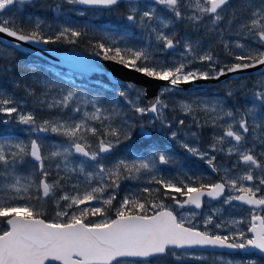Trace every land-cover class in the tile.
Wrapping results in <instances>:
<instances>
[{"label":"snow or ice","instance_id":"snow-or-ice-1","mask_svg":"<svg viewBox=\"0 0 264 264\" xmlns=\"http://www.w3.org/2000/svg\"><path fill=\"white\" fill-rule=\"evenodd\" d=\"M122 4L118 15L126 23L118 29L81 28L67 15L76 6L112 11ZM26 6L37 5L34 0H0V34L12 38H0V62H7L8 70L18 66L15 53L23 44H77L87 38L93 57L166 84L149 98L146 84L119 80L112 88L116 97L108 99L78 86L61 88L42 78V69L34 65L27 74L33 83H25L33 110L0 88V114L9 118L0 123L15 119L30 126L29 132L64 138L47 144L43 137L27 143L0 138V264H45L50 258L63 264H151L153 259L166 264L169 256L203 259L190 251L196 248L252 249L256 258L239 264H264V72L254 85L252 107L240 113L220 99L195 94L171 106L192 117L191 124L168 115L169 100L184 91L182 85L264 66V0H58L39 5L63 17L56 24L24 14ZM220 50L231 63L222 62ZM87 67L100 70L98 60L90 59ZM232 95L227 91L226 96ZM41 107L59 114L38 121L35 110ZM209 126L213 135L202 148L201 130ZM161 137L222 175L212 183L188 175ZM136 138L147 154L136 148L131 159L114 155ZM217 154L224 159L218 162ZM28 158L31 171L21 175ZM144 176L149 186L118 200L123 182ZM57 192L63 193L55 200L61 210L49 222L33 201ZM205 195L229 207L234 201L251 206L249 215L223 217V206L203 216L184 212L186 205L201 209ZM199 217L202 222L194 224ZM177 249L183 251L178 255Z\"/></svg>","mask_w":264,"mask_h":264},{"label":"rangeland","instance_id":"rangeland-1","mask_svg":"<svg viewBox=\"0 0 264 264\" xmlns=\"http://www.w3.org/2000/svg\"><path fill=\"white\" fill-rule=\"evenodd\" d=\"M27 6L25 7V11L27 10ZM77 11H70L67 12V15L71 18V20L74 18V16L77 17H81L79 18V22L81 23V26L85 27V26H89V29H92V27L90 26V21L92 20H99L102 19L104 21V23L108 24V23H112L113 24V20L118 19L117 18V10L115 11V9H113L112 11H108L105 9H91L90 11L88 10H84L82 9L81 6H76ZM79 10H83L85 12V14L83 16H80L78 14ZM31 11V10H30ZM52 12H54L52 10ZM25 13V12H24ZM56 13V12H54ZM58 14V13H57ZM41 18V17H40ZM51 21V22H50ZM53 21V22H52ZM48 23H53L56 24L54 22H59V23H63V17L62 19H60V17H58L57 19L53 20H47ZM73 22V21H72ZM112 29L114 28V26H110ZM96 29V28H95ZM231 39H235L234 37H232ZM68 43H56V44H50L52 47L56 48V49H78L76 47H72L71 45H67ZM3 44H0V47H3ZM219 50V49H218ZM221 51V60L223 63H231V58L227 57L223 54L222 50ZM18 53V52H16ZM15 53V54H16ZM20 62V61H18ZM23 67L27 68L29 71H27L26 73H24L23 75H21V77L18 78L16 86H12V90H15L16 92L19 91L20 94H14L11 91H8V93L10 95L13 96L14 99L18 100V101H22V107L25 110H33L34 108H36V106L33 103V99L32 97L28 96L26 91H25V83L31 84L33 83L34 78L29 79L28 77V73L31 71L32 67L35 65L38 69H42L41 71V77L44 79H47L53 83H55L57 86L61 87V88H71L73 86H78V90H83L86 91L88 93H97L96 91L99 89L96 88H91L92 90L89 89L88 84H96L97 86L101 87V92L104 93L105 91H111L112 93H115L112 91V86H110L107 82L104 81H100V80H88V78H83L80 75L77 74H73L71 72H69L68 70H64L61 68H58L56 66L50 65V64H46L45 66L43 65H38V64H26V61L23 62V60H21ZM21 64V63H20ZM197 67H205L202 65H196ZM261 74L260 75H255V77H241L237 80H227L224 81L222 83H218V84H212V85H216L215 87H208V86H204V87H189L187 89H184L183 92L179 93V94H173L172 99L169 100V104H170V110L168 112L169 117H174V116H178L179 118L185 119L186 122L188 124H191L192 121L188 122L187 119L190 118V116H185L183 113H178V112H174L171 111V106L172 104H174L175 102L181 101L185 98H193V96L195 94H199L201 95L202 98H206V99H220L224 102V104L226 105L227 108L233 109L235 110L237 113H240L241 111H243L244 108L246 107H252V101L254 100L253 97V93L256 90L254 88V85L257 83V81L261 80ZM19 84V86H17ZM210 85V86H212ZM229 85H231V89H229ZM241 85H244V87H241ZM162 87V86H161ZM160 87V88H161ZM231 90L233 92V95L231 97L226 96L227 91ZM99 95H101V93H98ZM46 108H38L35 110V115L37 116L38 121L42 120V119H49V118H45L44 114L42 112V110H45ZM203 118V114H201V119ZM5 119H9L8 117L3 116L2 114H0V121L5 120ZM227 119V118H226ZM30 126L27 125H21L18 124L15 119H12L11 122L9 124H3L0 123V138H5V139H11L13 141V143L18 142V141H23L25 143H27L28 141H30L31 139H37L38 137H43L45 140V143H60L64 138L57 136L56 134H53L51 132L48 133H36V132H29ZM209 130L206 131L205 133V138L201 136V143H200V147L202 148H206L207 144L209 143L212 135H213V129L209 126ZM196 129L193 128V131H195ZM162 138V137H161ZM166 141V140H165ZM164 140H162V142L165 143ZM127 148H124L123 150L125 151ZM48 149L45 148L44 151L46 152ZM135 151V150H134ZM133 151V152H134ZM118 150L115 152V156L116 157H127L129 159L133 158L132 155H128L130 153L127 152H122L117 154ZM123 153H126V155H124ZM132 153V152H131ZM145 154H147V151L145 152ZM190 156L189 159V163L188 165L193 164V166H188L186 167L185 165H181L179 164V166H182L183 170L185 172L188 173V175H192V176H196V177H203V182L205 183H212L215 182L219 179V175H222V173H220L217 176H214L213 173L211 172L210 168L207 166V164L204 161H201L199 159V157H195L192 156L190 153H188ZM218 156V162H220L222 159H224L223 157H221V154H217ZM74 163H78L79 162V157L78 154H74L72 157ZM233 159H235L233 157ZM31 161V158H30ZM204 166V168H203ZM31 162L28 163L27 165H24L22 168H20L19 172L21 175H29L30 171H31ZM167 167V166H165ZM206 168V169H205ZM169 171H173V169H168ZM89 171H91V169H89ZM54 177H50V182L51 179ZM148 180L147 176H144L142 178L141 181H125L122 183L121 188L119 190V195H118V200L120 198L123 197V195H125L127 192L130 191H135L138 188H143L145 186H149L146 181ZM193 186H198V185H193ZM151 187H156V185H151ZM67 191V189H66ZM63 193H60V195H62ZM172 195H175L177 199H181L183 200L185 197H181L179 195V193H175L173 192ZM161 199L164 200V202L166 204L171 205L172 204V200L171 198H165V197H160ZM92 203H96V202H92ZM116 202H114L115 205ZM96 206H99L98 204ZM225 209V211L221 214L223 217H228V218H236L239 219L240 217H247L249 215V209L250 206H242L236 202H233V205L231 207L227 206V205H223L222 204V200H218V201H209V200H205L204 201V205L203 208L201 210H199L198 212L202 213L203 215H207L210 214L212 212V209H216V208H220L222 207ZM83 207V206H81ZM194 210L193 208L187 206L184 208V212H188ZM114 212V208L112 210ZM114 218V217H113ZM92 221L97 220L98 218H89ZM54 219H49L48 221H53ZM202 222V217L197 218V220L193 221L194 224H200ZM4 225L1 226L0 224V229H3ZM201 230H203V228H201ZM223 233V230H221ZM177 251V254L179 255L182 251ZM195 253L196 256H201L203 257V259H193L191 257H181V259L176 260L174 258H172L171 256H169L166 260V264H223L224 260H233L234 262H236V264H239L240 261H247L248 259H255L256 257L254 255H252L253 251L251 250H247V252L245 251H241L240 255H237L234 253V255L231 254H223V253H219V252H202V251H193ZM168 259H171V262L168 263ZM151 264H165V261H161V260H157V259H153L151 261Z\"/></svg>","mask_w":264,"mask_h":264},{"label":"trees","instance_id":"trees-1","mask_svg":"<svg viewBox=\"0 0 264 264\" xmlns=\"http://www.w3.org/2000/svg\"><path fill=\"white\" fill-rule=\"evenodd\" d=\"M40 1H41V4L53 5L58 0H40ZM41 4H39V5H41ZM39 5H37L31 11H29V13H34V14H36V15H38L41 18L46 19V20H50V19H52V17H53V20L57 19L58 17H60V19H62V16H59V14H55L54 16H52L53 15L52 9H50V8H41ZM116 10H117L116 14H117V18L118 19L113 20L114 21L113 24L112 23L106 24V23H104V21L102 19H99V20L90 21L89 22L90 26L92 28L104 30V29H112L110 27L112 25V26H114L113 29H118L123 23H126L118 15L120 12L124 11V5H121L119 8H116ZM79 18H81V17L74 16V18L72 19L73 24L74 25H79L81 28H84L83 26H81V23L79 22V20H80ZM54 23H59V22H54ZM88 28H89V26H88ZM136 31H137V33H139L138 29ZM89 35L91 36V35H93V33L90 31ZM67 45L68 46L71 45L72 47H76L78 49H81L84 52H91V50L88 48L87 38H82L79 41V43H77V44H67ZM16 55L18 57V61H20V62H18V66L17 67L12 68L11 70H8L5 67V64L7 62H0V88L6 89L7 92L11 91L14 94H16V93L20 94L19 91L16 92L15 90H12V86H16L18 78L21 77V75H23L27 71H29L26 67L25 68L23 67L21 60H23V62L26 61V64H38V65L45 66L46 63H45L44 60L39 59V58H37L36 56H34L32 54H23V53H19L18 52V53H16ZM251 77H255V76H251ZM88 80L104 81V82H107L110 86L113 87V85H111L107 81L106 77L104 75H102V74H95V75L91 76V78H88ZM88 86H89L90 90H92L91 88L99 89L96 92L97 93H101V96L108 97V99H114L116 97V93H112L111 91H105L104 93H102L101 92V87L97 86L96 84L89 83ZM215 86L216 85H212V86H208V87H215ZM42 112H43L45 118H49V117H52V116H57L59 114L55 109H45V110H42ZM187 121L188 122L192 121V117L187 119ZM209 129H210L209 127H206L204 129H202L201 130V136L205 138L206 137L205 133ZM160 140H161V142H162V140L165 141L164 138H160ZM162 143H163L164 146L170 147L175 152L176 158H177L179 164L185 165L186 167L193 166V164L188 165V163H189L188 161L190 159L189 154L185 150L179 148L176 145L175 141L166 140L165 143L164 142H162ZM124 148H127V149L124 151L123 150ZM136 148H140L142 151H145V152L147 151L144 148V143L139 138H136L133 141L128 142L125 145L120 146L117 149L118 150L117 154L122 153V152H127V153H130L128 155H131V152L136 150ZM123 154L126 155V153H123ZM28 159H29V163H30L31 162L30 158H28ZM203 168H204V166H203ZM60 193L61 192H57L55 197L44 198L43 200L38 201V202L37 201H33V203H34L35 207L37 208V210H39V211H41L43 213V215L41 216L42 218H45L46 220L55 219L56 212L61 210L60 208H57L56 203H55V200H56V198H58V196H60ZM63 203L64 202L61 201V204H63ZM0 224H1V226H3V223H0ZM168 260L171 261V259H168Z\"/></svg>","mask_w":264,"mask_h":264},{"label":"water","instance_id":"water-1","mask_svg":"<svg viewBox=\"0 0 264 264\" xmlns=\"http://www.w3.org/2000/svg\"><path fill=\"white\" fill-rule=\"evenodd\" d=\"M86 7V6H82ZM0 38L3 40H11L12 38L4 37L0 34ZM18 52L22 53H31L38 57L45 59L48 63L55 64L61 68H65L70 70L73 73H79L84 76H91L93 73H103L111 82L116 83L119 80H134L137 84H146L148 86V95L149 98L155 96L156 92L159 90L161 86H164L166 82L164 81H155L149 78L142 76L141 74L135 73L133 71H129L125 69L123 66L117 65L111 61H104L97 57H93L91 52L86 53L77 49H70V50H59L55 49L49 45L45 44H38V45H31V44H23ZM98 60V67L100 68L99 71H90L87 67V62L89 60ZM264 72V66H257L256 68H251L242 72L228 74L227 76L221 77L219 80H208V81H198L196 84L193 85H182L183 89L189 87H200V86H207L212 84L222 83L227 80H237L241 77H249L253 75H259ZM211 170V169H210ZM212 172V170H211ZM214 176H217V173L212 172ZM186 199V197L184 198ZM207 199L210 201H217L220 198H212L205 195L202 197V206L203 200ZM241 203L239 201H235ZM242 204V203H241ZM244 205V204H242ZM187 206V205H186ZM191 208L195 209L194 205H189ZM248 206V205H246ZM251 207V206H250ZM202 208V207H201ZM200 210V209H195ZM42 218V217H41ZM44 219V218H43ZM47 221V220H46ZM179 250V249H178ZM192 250H200V251H214V252H228L233 253L237 250L232 249H221V248H196ZM252 250V249H250ZM253 251V250H252ZM63 264L62 261L52 260L51 258L49 261H46L45 264Z\"/></svg>","mask_w":264,"mask_h":264},{"label":"flooded vegetation","instance_id":"flooded-vegetation-1","mask_svg":"<svg viewBox=\"0 0 264 264\" xmlns=\"http://www.w3.org/2000/svg\"><path fill=\"white\" fill-rule=\"evenodd\" d=\"M55 3H57V2H55ZM55 3H54V4H55ZM54 4H53V5H54ZM27 11H29V10H27ZM241 251H242V250H237V252H236L235 254L240 255V254H241ZM222 253H223V254H231V255H234V253H226V252H222Z\"/></svg>","mask_w":264,"mask_h":264}]
</instances>
